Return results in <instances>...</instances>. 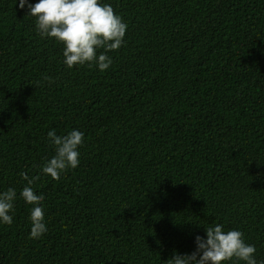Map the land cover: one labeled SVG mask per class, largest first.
Here are the masks:
<instances>
[{
	"label": "trees",
	"instance_id": "obj_1",
	"mask_svg": "<svg viewBox=\"0 0 264 264\" xmlns=\"http://www.w3.org/2000/svg\"><path fill=\"white\" fill-rule=\"evenodd\" d=\"M104 2L128 27L99 71L66 67L18 0H0V191L17 190L0 264H166L216 223L264 260V0ZM52 129L84 133L58 180L41 173ZM24 171L40 176L39 239Z\"/></svg>",
	"mask_w": 264,
	"mask_h": 264
},
{
	"label": "clouds",
	"instance_id": "obj_2",
	"mask_svg": "<svg viewBox=\"0 0 264 264\" xmlns=\"http://www.w3.org/2000/svg\"><path fill=\"white\" fill-rule=\"evenodd\" d=\"M17 6L35 18V30L41 38L53 39L62 45V62L68 68L95 65L99 71L107 70L112 64L108 53L122 46L128 27L114 11L112 3L104 0H36L35 3L18 0ZM46 137L54 155L41 165V173L58 180L66 170L80 164L79 148L84 133L72 129L65 135H57L52 129L47 131ZM19 175L25 182L19 198L31 205L29 238L39 239L47 231L44 196L32 187L40 176L30 177L26 171ZM16 199L15 188L0 191V225H12ZM203 228L204 236L194 237L195 248L191 253L174 251L166 264H264V260L257 258L256 246L246 243L239 229L225 230L221 223Z\"/></svg>",
	"mask_w": 264,
	"mask_h": 264
}]
</instances>
